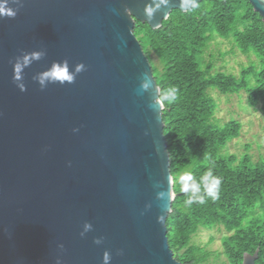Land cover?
I'll list each match as a JSON object with an SVG mask.
<instances>
[{"label": "water", "instance_id": "1", "mask_svg": "<svg viewBox=\"0 0 264 264\" xmlns=\"http://www.w3.org/2000/svg\"><path fill=\"white\" fill-rule=\"evenodd\" d=\"M201 1L22 0L0 17V264H182L165 106L150 107L161 88L135 27ZM54 65L73 82L47 79Z\"/></svg>", "mask_w": 264, "mask_h": 264}, {"label": "trees", "instance_id": "2", "mask_svg": "<svg viewBox=\"0 0 264 264\" xmlns=\"http://www.w3.org/2000/svg\"><path fill=\"white\" fill-rule=\"evenodd\" d=\"M135 35L151 62L161 94L177 87L176 102L164 106V133L171 153L175 200L169 215L168 237L182 264H205L212 252L193 243L202 228H224L227 264H243L244 254L259 249L256 264H264V158L254 162L226 151L241 134L238 120L221 124L211 89L220 94L244 91L251 106L264 112V23L249 0H203L187 12L175 9L163 25L153 29L137 21ZM216 38L232 42L251 59L239 75L215 70L206 60ZM158 58V64L154 61ZM209 169L222 181L219 198L187 206L190 194L181 191L180 176L199 180Z\"/></svg>", "mask_w": 264, "mask_h": 264}, {"label": "rangeland", "instance_id": "3", "mask_svg": "<svg viewBox=\"0 0 264 264\" xmlns=\"http://www.w3.org/2000/svg\"><path fill=\"white\" fill-rule=\"evenodd\" d=\"M213 56L216 71L239 75L242 67H249L252 59L234 48L232 42L216 38L210 43L206 52V60ZM158 64L156 55L153 57ZM218 105L216 118L221 124L232 119L242 124L241 134L238 138L228 143L226 151L238 158L248 154L254 162L264 158V112L261 104L251 106L247 100V93L241 91L234 94H220L216 89H211ZM226 235L224 228L200 229L193 237V243L205 247L212 254L205 264H227L224 254L223 237Z\"/></svg>", "mask_w": 264, "mask_h": 264}, {"label": "clouds", "instance_id": "4", "mask_svg": "<svg viewBox=\"0 0 264 264\" xmlns=\"http://www.w3.org/2000/svg\"><path fill=\"white\" fill-rule=\"evenodd\" d=\"M161 2H166V0H161ZM12 3L17 5V7L9 6V0H0V17L15 18L19 8L23 7L22 0H12ZM41 53H33V59L39 60L41 58ZM79 70V69H78ZM14 71H20V66L16 65ZM47 79L52 81H59L60 83L68 82L72 83L73 78L67 70V66L59 67L53 66L49 72ZM42 83V81H41ZM152 87V81L145 76V79L141 83V90L147 91ZM26 89L21 86V91ZM179 96V89L175 86L169 87L162 94H160L154 102L150 105L155 109V106L163 107L165 102L172 104L177 101ZM73 131H78V129H73ZM222 181L219 177L213 174V171L209 169L199 180H197L191 173H185L180 176L181 191L186 194H190L185 201L187 206H191L194 203L204 204L206 202V197L213 200L219 198V190ZM160 198L171 199V192H162L158 194ZM104 242L103 237H98L94 240V243L101 245ZM112 256L105 252L103 255V264H110Z\"/></svg>", "mask_w": 264, "mask_h": 264}]
</instances>
